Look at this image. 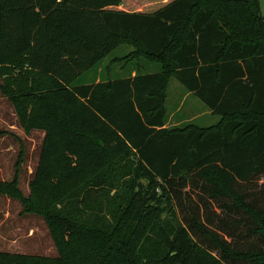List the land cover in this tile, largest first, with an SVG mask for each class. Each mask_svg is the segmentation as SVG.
Here are the masks:
<instances>
[{
  "label": "trees",
  "instance_id": "obj_1",
  "mask_svg": "<svg viewBox=\"0 0 264 264\" xmlns=\"http://www.w3.org/2000/svg\"><path fill=\"white\" fill-rule=\"evenodd\" d=\"M211 1L0 0V92L44 132L24 209L56 249L0 264H264V20ZM121 44L159 71L75 84ZM171 75L224 123L166 127Z\"/></svg>",
  "mask_w": 264,
  "mask_h": 264
},
{
  "label": "rangeland",
  "instance_id": "obj_2",
  "mask_svg": "<svg viewBox=\"0 0 264 264\" xmlns=\"http://www.w3.org/2000/svg\"><path fill=\"white\" fill-rule=\"evenodd\" d=\"M264 20V0H256ZM219 10L223 3L211 1ZM222 12V10L218 11ZM232 27V26H229ZM133 47L121 44L98 64L81 74L75 84L124 78L133 74L159 71L160 65L144 57L135 59ZM139 66V67H137ZM18 72V66L11 68ZM3 76L0 77V85ZM171 75L165 88L163 108L165 126L173 129L188 124L199 127H215L225 119L212 114L205 105ZM30 108V105L28 106ZM44 132L26 129L14 107L0 92V186L12 184L17 191L0 192V251L53 257L56 249L43 219L24 209L23 198L29 197L33 171L36 167ZM13 187V188H14ZM11 188V189H13ZM156 194L159 190H155ZM172 215L163 213L162 220L170 223Z\"/></svg>",
  "mask_w": 264,
  "mask_h": 264
},
{
  "label": "crops",
  "instance_id": "obj_3",
  "mask_svg": "<svg viewBox=\"0 0 264 264\" xmlns=\"http://www.w3.org/2000/svg\"><path fill=\"white\" fill-rule=\"evenodd\" d=\"M147 73H153V71H151V72H147ZM133 75H134V74H133ZM133 75H132V76H133ZM98 81H99V80H94V83H95V82H98ZM91 83H92V82H91ZM186 92H187V91H186ZM187 93H188V92H187ZM188 94H189V93H188ZM208 110H209V109H208ZM209 111H210V110H209ZM214 115H215V114H214Z\"/></svg>",
  "mask_w": 264,
  "mask_h": 264
}]
</instances>
